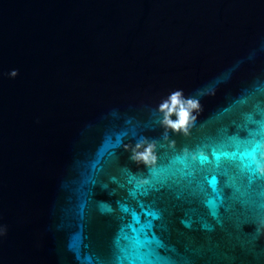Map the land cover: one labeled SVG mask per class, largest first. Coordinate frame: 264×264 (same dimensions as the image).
<instances>
[{
    "label": "water",
    "instance_id": "95a60500",
    "mask_svg": "<svg viewBox=\"0 0 264 264\" xmlns=\"http://www.w3.org/2000/svg\"><path fill=\"white\" fill-rule=\"evenodd\" d=\"M175 92L198 104L186 137L160 111ZM249 117L264 121V0H0V264H111L130 220L121 205L151 220L160 246L146 255L264 264V229L230 207L225 177L219 219L179 189L129 196L121 169L143 170L128 159L131 134L85 185L122 131L195 147L246 137Z\"/></svg>",
    "mask_w": 264,
    "mask_h": 264
},
{
    "label": "snow or ice",
    "instance_id": "6c2138e0",
    "mask_svg": "<svg viewBox=\"0 0 264 264\" xmlns=\"http://www.w3.org/2000/svg\"><path fill=\"white\" fill-rule=\"evenodd\" d=\"M159 120L155 123H159ZM248 122L256 124V127L249 129L245 125L248 135L244 138L236 135L210 139L197 143L195 147L183 145L177 148L175 140L167 146L161 145L157 139L141 135L135 128L131 129V133L122 131L116 135L115 143L109 142L103 146L92 165V174L86 176L85 185L97 183L96 175L103 171L104 157H115V149L126 147L124 138L131 134L135 147L129 152L128 159L142 165L143 170L133 173L129 168L121 169L129 186V196L136 199L138 195L147 196L164 188L179 189L188 197L202 196L209 214L219 219V210L226 204L224 190L218 184V177L223 176L225 187L231 189L228 197L232 201L230 207L239 205L241 215L247 217L251 214L257 223L259 235L264 229V121H253L249 117ZM151 123L149 121L145 127H150ZM173 135L186 137L187 130L183 134L176 131ZM138 145H144V149L152 147L154 162L146 163L137 158V153L144 151H137L140 148H137ZM162 148L170 150L164 151ZM87 195L90 193H85ZM139 207L143 210L146 206L140 203ZM102 208L111 211L106 205ZM121 211L130 216V220L122 226L117 237L115 243L118 255L111 264H176L160 257L154 250L146 255V247L151 249L153 243L160 246L147 234L153 227L151 220L145 227L141 224L140 214L134 209L121 205ZM143 214L153 219L159 215L153 210L144 211Z\"/></svg>",
    "mask_w": 264,
    "mask_h": 264
},
{
    "label": "clouds",
    "instance_id": "9594fccd",
    "mask_svg": "<svg viewBox=\"0 0 264 264\" xmlns=\"http://www.w3.org/2000/svg\"><path fill=\"white\" fill-rule=\"evenodd\" d=\"M10 78H14L17 75V71L15 69L11 70L8 74ZM181 93L175 92L170 95L167 101L163 102L160 106V109L162 112L165 113L163 123L169 127H171L174 131H186V125L188 122L189 117V110H194L198 107V104L194 100H187L182 101L180 99ZM179 105L178 110V119L176 121H173L168 118V116L173 112L176 111V107ZM140 146L138 145L137 148ZM138 159H143L146 163H152L154 162V156L152 155V147L149 146L148 148H145L143 152L137 153ZM4 232L3 229H0V235H2Z\"/></svg>",
    "mask_w": 264,
    "mask_h": 264
}]
</instances>
